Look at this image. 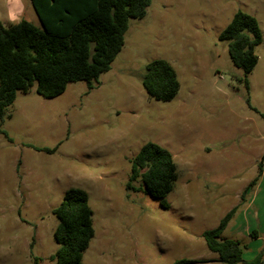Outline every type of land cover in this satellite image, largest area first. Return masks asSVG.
Here are the masks:
<instances>
[{
  "label": "rangeland",
  "instance_id": "1",
  "mask_svg": "<svg viewBox=\"0 0 264 264\" xmlns=\"http://www.w3.org/2000/svg\"><path fill=\"white\" fill-rule=\"evenodd\" d=\"M239 10L255 17L262 38L248 86L219 40ZM22 20L40 26L30 0H0L4 25ZM153 60L176 72L170 101L142 87ZM92 83L88 90L85 81L71 82L51 99L34 87L18 91L5 109L0 264H55L52 211L70 188L88 194L93 212L82 264H223L202 235L234 207L221 238L245 246L243 261L264 258V0H152L144 18L128 21L121 51ZM147 142L176 165L167 208L140 179L136 191L127 188L130 162ZM259 163L262 174L241 201Z\"/></svg>",
  "mask_w": 264,
  "mask_h": 264
},
{
  "label": "trees",
  "instance_id": "2",
  "mask_svg": "<svg viewBox=\"0 0 264 264\" xmlns=\"http://www.w3.org/2000/svg\"><path fill=\"white\" fill-rule=\"evenodd\" d=\"M151 1L30 0L40 26L25 20L9 25L0 21V126L5 109L13 104L18 91L26 94L34 87L38 95L51 99L61 95L71 82L85 81L88 90L93 89L92 82L109 71L121 51L128 21L144 18ZM219 40L227 43L229 59L243 71L248 86L247 76L258 62L255 47L262 42L257 20L240 10L235 12ZM141 84L147 95L157 101H170L179 90L176 72L165 60L147 63ZM0 132L7 137L5 131ZM130 164L127 188L136 191L132 183L140 179L145 192L167 208L165 198L178 176L169 151L147 142ZM262 171L259 163L258 174L243 191L241 201ZM236 210L237 207L231 209L217 227L203 233L207 249L216 253L223 264H264L263 252L243 261L245 246L237 240L221 238ZM52 213L58 220L53 232L57 249L50 260L55 264H82L83 253L94 235L88 194L82 189H68ZM252 237H257L256 232Z\"/></svg>",
  "mask_w": 264,
  "mask_h": 264
},
{
  "label": "crops",
  "instance_id": "3",
  "mask_svg": "<svg viewBox=\"0 0 264 264\" xmlns=\"http://www.w3.org/2000/svg\"><path fill=\"white\" fill-rule=\"evenodd\" d=\"M257 236V235H256Z\"/></svg>",
  "mask_w": 264,
  "mask_h": 264
}]
</instances>
